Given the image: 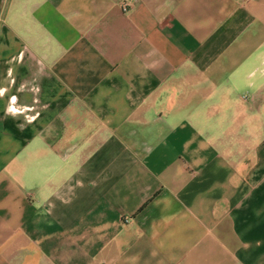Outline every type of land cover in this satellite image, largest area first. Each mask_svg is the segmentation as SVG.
<instances>
[{"label": "crops", "instance_id": "obj_1", "mask_svg": "<svg viewBox=\"0 0 264 264\" xmlns=\"http://www.w3.org/2000/svg\"><path fill=\"white\" fill-rule=\"evenodd\" d=\"M0 264H264V0H0Z\"/></svg>", "mask_w": 264, "mask_h": 264}]
</instances>
